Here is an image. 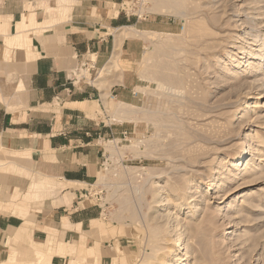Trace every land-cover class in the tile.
<instances>
[{
  "label": "rangeland",
  "instance_id": "1",
  "mask_svg": "<svg viewBox=\"0 0 264 264\" xmlns=\"http://www.w3.org/2000/svg\"><path fill=\"white\" fill-rule=\"evenodd\" d=\"M120 7L147 16L135 33L120 31L139 42L137 60L116 55L99 73L122 81L128 69L134 95L87 103L88 129L100 128L96 176L87 186L56 180L65 184L56 192L67 188L73 201L78 191L76 203L98 209L106 246L94 256L73 246L68 264H264V62L253 58L264 45V0Z\"/></svg>",
  "mask_w": 264,
  "mask_h": 264
},
{
  "label": "crops",
  "instance_id": "2",
  "mask_svg": "<svg viewBox=\"0 0 264 264\" xmlns=\"http://www.w3.org/2000/svg\"><path fill=\"white\" fill-rule=\"evenodd\" d=\"M121 2L0 0V159L7 169L0 172V264H34V255L43 261L50 250L49 264H68L75 247L94 256L96 244L106 246L97 241L98 209L76 203L78 191L70 193L73 201L67 188L56 191L87 186L98 171L92 135L100 128L91 122L88 129L94 108L85 110L87 103L101 95L126 103L134 95L128 69L122 81L99 73L116 55L137 60L139 42L120 31L135 33L147 16L123 10ZM84 67L90 77L78 74Z\"/></svg>",
  "mask_w": 264,
  "mask_h": 264
},
{
  "label": "bare ground",
  "instance_id": "3",
  "mask_svg": "<svg viewBox=\"0 0 264 264\" xmlns=\"http://www.w3.org/2000/svg\"><path fill=\"white\" fill-rule=\"evenodd\" d=\"M257 38V37H256ZM251 40V39H250ZM256 40V39H255ZM254 43V42H253ZM254 50V49H253ZM252 51V50H251ZM249 52H250V50H249ZM248 52V53H249ZM252 55V54H251ZM254 55V54H253ZM239 58V57H238ZM253 58H256L257 60H259V62L261 63L262 61L264 62V45H263V47L260 49V51H259V53L257 54V56L255 55V57H253ZM262 64V63H261ZM258 66V65H257ZM259 68V67H258ZM257 69V68H256ZM263 70V69H262ZM259 82V81H258ZM89 106V105H88ZM93 106H91V107H86L85 108V110H88L89 112H91L92 110H93ZM85 113H86V111H85ZM246 149V148H245ZM1 160V159H0ZM210 183H211V181H210ZM209 183V184H210ZM178 222V221H177ZM179 223V222H178ZM175 225V224H174ZM173 225V226H174ZM172 228V227H171ZM191 229V228H190ZM172 230V229H171ZM174 230L176 231V228H174ZM173 230V231H174ZM193 232V231H192ZM177 234V233H176ZM180 235V234H179ZM183 237V236H182ZM182 237H181V235L180 236H177L176 238H175V243H174V241H173V243H174V246H181L182 245V243H183V240H182ZM179 248V247H178ZM176 250V249H175ZM185 253V252H184ZM182 255V254H181ZM184 255V254H183ZM183 255L182 256H180V257H178V261L179 262H181L182 260H185L184 259V257H183ZM186 256V255H185ZM177 258V257H176ZM175 261V260H174ZM177 261V262H178ZM163 263V262H162Z\"/></svg>",
  "mask_w": 264,
  "mask_h": 264
}]
</instances>
